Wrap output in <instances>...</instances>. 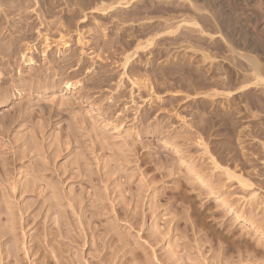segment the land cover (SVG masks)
<instances>
[{
  "label": "rangeland",
  "instance_id": "374dc122",
  "mask_svg": "<svg viewBox=\"0 0 264 264\" xmlns=\"http://www.w3.org/2000/svg\"><path fill=\"white\" fill-rule=\"evenodd\" d=\"M169 1L0 0V264H264V114Z\"/></svg>",
  "mask_w": 264,
  "mask_h": 264
},
{
  "label": "bare ground",
  "instance_id": "6f19581e",
  "mask_svg": "<svg viewBox=\"0 0 264 264\" xmlns=\"http://www.w3.org/2000/svg\"><path fill=\"white\" fill-rule=\"evenodd\" d=\"M164 1L162 0V3ZM172 2L173 4L178 2V6L186 4L185 10L188 11V14H185L186 17L182 18V20H178V22L174 23H172V18H170V20L165 18L167 19H164L165 21L162 19L164 21L163 24L156 21V27L162 26L163 29H176V32L178 29L185 27L186 30L188 29V32L190 31L189 37H191V39H194L197 33L200 34V36L198 35L201 41L199 43H203L201 45H206V41H209L212 45V49H210L213 50L214 53L202 50L203 53L200 55L202 56L201 62H207L206 65L203 64L204 66L201 67V69H203L204 74L207 75L209 81L208 85L213 87L212 92L217 93L219 89L224 92L217 94H222V96H224L225 99L223 102H225L228 107H234L233 111H235L234 114L238 116L236 118L237 120H243L244 118H250L251 120L256 118L259 113L256 112L258 113L256 116V113L252 112L253 109L264 114V0H170L167 3L172 4ZM154 5L155 0H97L95 9L97 11L110 12L119 8L122 9L121 11H126L125 13H129L127 11L131 10L133 11L132 14H134L142 8H153ZM182 8H184V6ZM128 15L130 16V14ZM131 17L133 16L131 15ZM145 17L146 16H144V18ZM125 20L122 22H130L131 24L140 23L142 21L140 24L141 26L146 22H151V19L144 20L143 18H134L131 21L126 20L128 22ZM171 32L168 33L171 35ZM152 37L154 38V36ZM204 42L206 43L204 44ZM197 52L199 51L197 50ZM217 59H219V63L216 62L215 68L213 62ZM72 86L73 85L69 82L64 83V88L66 90H70ZM193 91L197 93L194 88ZM198 93L200 95V91ZM205 93L206 92H204V94ZM195 96L197 95L195 94ZM214 96L216 97L214 94H208L207 98L211 99L210 103H213L214 100L212 99L215 98ZM3 106L4 105L0 103V109ZM228 107L224 108L228 109ZM226 111L229 112V110ZM260 119L263 120L264 123V118L260 117Z\"/></svg>",
  "mask_w": 264,
  "mask_h": 264
}]
</instances>
